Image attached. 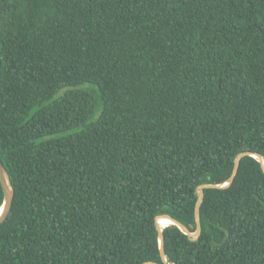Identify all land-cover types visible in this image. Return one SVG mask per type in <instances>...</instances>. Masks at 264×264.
I'll use <instances>...</instances> for the list:
<instances>
[{"label": "trees", "instance_id": "obj_1", "mask_svg": "<svg viewBox=\"0 0 264 264\" xmlns=\"http://www.w3.org/2000/svg\"><path fill=\"white\" fill-rule=\"evenodd\" d=\"M253 154L264 0H0V264H264Z\"/></svg>", "mask_w": 264, "mask_h": 264}, {"label": "water", "instance_id": "obj_2", "mask_svg": "<svg viewBox=\"0 0 264 264\" xmlns=\"http://www.w3.org/2000/svg\"><path fill=\"white\" fill-rule=\"evenodd\" d=\"M244 154H247V153H241L240 155H238V157L236 158V163L238 162V158ZM253 155H254V157H258L259 161L262 162V159L259 155H257V154H253ZM233 175H234V172H233L232 176L229 178V180L223 185L204 184V185H200L198 187V190H197L198 199H197L196 206H195L196 230L194 232H190L185 225H183L182 223H180L176 219H174L171 216L166 215V214L158 215L156 217V223L159 220V218H167L171 221L170 224H174V225L178 226L185 234H188L189 236L196 238L200 234V231H201L200 222H199V207H200V204H201L202 198H203L202 189L205 187H225V186H228L233 179ZM0 185L2 188V192H3V203L1 205L2 211L0 213V223H1L10 214V211L12 208V203H13V198H14V189H13L12 183L10 181L9 175H8L6 169L4 168L1 160H0ZM157 228L159 230L160 251H161V254H163L164 253L163 234H162L163 227L162 228L159 227V225L157 223ZM227 234H228V232L226 231V235ZM146 264H156V263L149 262Z\"/></svg>", "mask_w": 264, "mask_h": 264}, {"label": "bare ground", "instance_id": "obj_3", "mask_svg": "<svg viewBox=\"0 0 264 264\" xmlns=\"http://www.w3.org/2000/svg\"><path fill=\"white\" fill-rule=\"evenodd\" d=\"M262 162L264 164L263 159H262ZM1 211H2V206L0 207V213H1ZM159 222H160V224H159ZM157 223H158L159 227L162 228V227H165L166 225L170 224L171 221L169 219H167V218H159V220L157 221Z\"/></svg>", "mask_w": 264, "mask_h": 264}]
</instances>
